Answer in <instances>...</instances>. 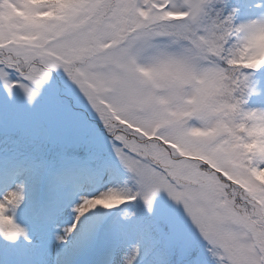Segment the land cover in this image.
I'll use <instances>...</instances> for the list:
<instances>
[{"label":"snow or ice","instance_id":"1","mask_svg":"<svg viewBox=\"0 0 264 264\" xmlns=\"http://www.w3.org/2000/svg\"><path fill=\"white\" fill-rule=\"evenodd\" d=\"M264 0H0V264H264Z\"/></svg>","mask_w":264,"mask_h":264},{"label":"clouds","instance_id":"2","mask_svg":"<svg viewBox=\"0 0 264 264\" xmlns=\"http://www.w3.org/2000/svg\"><path fill=\"white\" fill-rule=\"evenodd\" d=\"M254 107L259 108V109H264V107H259V106H254Z\"/></svg>","mask_w":264,"mask_h":264},{"label":"rangeland","instance_id":"3","mask_svg":"<svg viewBox=\"0 0 264 264\" xmlns=\"http://www.w3.org/2000/svg\"><path fill=\"white\" fill-rule=\"evenodd\" d=\"M262 97H264V96H262ZM262 97H261V98H262Z\"/></svg>","mask_w":264,"mask_h":264}]
</instances>
